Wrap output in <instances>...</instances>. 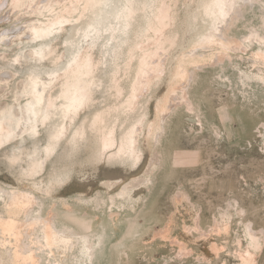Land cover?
Listing matches in <instances>:
<instances>
[{
    "label": "rangeland",
    "instance_id": "1",
    "mask_svg": "<svg viewBox=\"0 0 264 264\" xmlns=\"http://www.w3.org/2000/svg\"><path fill=\"white\" fill-rule=\"evenodd\" d=\"M135 1L146 11H140L129 32H117L113 38L105 28L123 20L127 0H99L93 12L78 22L80 32L75 31L73 23L38 39H31L24 31L22 20L28 16L16 22L8 5L0 7V75L11 80L6 87L0 77V107L12 99L15 86L30 72L45 75L90 41L93 30H87L89 37L82 31L88 22L100 29L98 47L105 59L96 102L79 112L64 136H48L51 128L47 125L37 134H24L0 149V183L26 189L52 187L51 209L66 202L65 206L69 203L88 212H100L97 215L106 219L113 210V236L106 246V263L101 264H264V43L244 39L252 28L264 34V0H241L243 8L238 10V21L228 34L233 48L216 45L206 51L207 60L200 63L207 66L199 71L200 77L190 89L194 112L178 101L180 106L167 119L161 145H149L158 166L150 164L145 169L127 154L103 150L100 135L92 126L95 114L104 111L106 124H115L119 139L140 115L134 111L128 116L120 107L125 93L118 96L108 90L111 78L128 56L134 32H140L152 17L158 0ZM206 1L179 0L180 46L192 41L204 27ZM238 39L242 41L240 46L236 44ZM50 46L56 51L48 57L27 54ZM61 53L63 58L54 64ZM241 74L248 78L241 79ZM166 79L141 98L145 127L156 114L154 99L160 90L169 88ZM122 87L126 91L127 83ZM42 158H47L45 169L30 171L31 161ZM145 175L152 176L153 185L141 187ZM111 197L114 203L109 207ZM132 216L140 219L141 233L124 244V253L114 244L128 226L126 218ZM20 217L24 215L20 213ZM25 223V218L20 221L21 225ZM69 226L65 231L77 243L80 233ZM252 236L258 237L257 243ZM77 249L75 244L69 250L64 264H75L71 255Z\"/></svg>",
    "mask_w": 264,
    "mask_h": 264
},
{
    "label": "bare ground",
    "instance_id": "2",
    "mask_svg": "<svg viewBox=\"0 0 264 264\" xmlns=\"http://www.w3.org/2000/svg\"><path fill=\"white\" fill-rule=\"evenodd\" d=\"M98 1L0 0V7L8 5L14 11L16 22L18 19L21 21L23 16L24 18L28 16L27 20H22L25 23L24 31L30 33L31 39H38L66 29L67 24L74 23L75 31L80 32L81 26L78 22L93 12L92 8ZM240 1L207 0L203 9L204 27L192 41L181 46L177 21L179 0L157 1L152 10V17L140 32H134V42L128 48V56L108 85V90L115 95L120 96L125 93L124 102L120 104L123 112L130 116V113L138 111L140 115L135 122L125 128L118 139L115 124L108 126L106 113L97 112L92 126L100 135V147L103 150L113 149V153L127 154L134 163H139L144 169L150 164L158 166L159 160L156 159L155 152L149 145L152 147L161 145L167 132V119L178 109L181 102L194 112L195 105L191 102L190 89L200 77L199 71L207 66L200 62L208 56L207 50L216 45L226 49L233 48L228 34L233 30L236 24L234 22L238 21V10L243 8ZM124 10L123 20L118 21V25H113L111 22L105 28L111 38L117 32H129L132 21L140 11H146L145 7L137 4L135 0H127ZM90 29L93 30L90 41L79 47L71 57H66L62 65L46 71L45 75L32 71L15 86L12 99L4 107H0V149L13 140L21 139L24 134H37L41 127L47 125L51 128L48 136L52 133L60 137L64 136L79 112L96 102L105 59L104 52L98 47L100 29L88 22L82 30L84 36L89 37L87 30ZM231 37L234 36L230 35ZM250 38L264 43V34L257 28H252L249 35L244 36L246 40L250 41ZM241 42L238 39L236 44L239 45ZM55 51V48L50 46L44 50L34 49L27 54L30 57L45 58ZM257 54L261 55V51ZM63 56V53L58 54L53 63L56 64ZM194 69L197 72H194ZM256 76L262 78L261 75ZM0 77L4 86L10 85L11 80H8V76V78L5 75ZM239 77L248 78L247 75L242 74ZM164 79L169 88L160 90L156 100L154 99L156 114L145 127L146 118L142 108L139 107L141 98L149 93L153 85L163 83ZM125 83H127L126 91L122 87ZM77 133L81 134V131L77 130ZM31 162L30 171L41 172L46 167L47 158L33 159ZM140 181L141 187H148L154 182L152 176L146 175ZM12 185L7 187L0 183V264H62L75 244L78 246L77 252L71 255L75 264L104 262L103 258L107 257L106 246L113 236L116 216L113 210H110L106 219L97 215L100 212H88L87 209L85 211L79 207L68 206L69 203L65 206L66 202L62 204L59 202V207L51 209L52 207L49 208L48 205L49 198L53 196L52 187L46 185L26 189ZM113 203L111 197L108 206L112 207ZM20 213L24 215L26 221L24 225L20 224L24 219L20 217ZM126 219L128 226L114 244L115 249H121L129 240H133L141 233L139 229L142 223L138 217L132 216ZM66 225L76 227L79 231L77 243L66 233L64 228ZM257 238L252 236L255 243ZM122 249L121 251L126 253V248Z\"/></svg>",
    "mask_w": 264,
    "mask_h": 264
}]
</instances>
